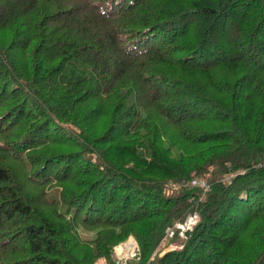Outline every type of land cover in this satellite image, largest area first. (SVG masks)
<instances>
[{
	"label": "trees",
	"instance_id": "obj_1",
	"mask_svg": "<svg viewBox=\"0 0 264 264\" xmlns=\"http://www.w3.org/2000/svg\"><path fill=\"white\" fill-rule=\"evenodd\" d=\"M99 257L264 264V0H0V264Z\"/></svg>",
	"mask_w": 264,
	"mask_h": 264
},
{
	"label": "rangeland",
	"instance_id": "obj_2",
	"mask_svg": "<svg viewBox=\"0 0 264 264\" xmlns=\"http://www.w3.org/2000/svg\"><path fill=\"white\" fill-rule=\"evenodd\" d=\"M176 223H178V222H176ZM179 223H183V221L179 222ZM173 225H175V224H173ZM169 228L172 229V232H173V227H168L166 229V234H165L164 240L161 242V245H164L163 250H167V249L174 248V247H179V242L177 239L168 240V238L171 236V234L169 233ZM177 232H178V234H180L179 228L177 229ZM129 240L132 241V243H130ZM128 242L130 244H132V246H129ZM135 246H136V241H135L134 237L129 235L125 241H122V242L115 244L113 246V254L115 255V257L124 260L126 257L131 256L135 253L136 248H137V246L136 247ZM93 264H107V263H106L105 258L99 257L95 260V262Z\"/></svg>",
	"mask_w": 264,
	"mask_h": 264
},
{
	"label": "built area",
	"instance_id": "obj_3",
	"mask_svg": "<svg viewBox=\"0 0 264 264\" xmlns=\"http://www.w3.org/2000/svg\"><path fill=\"white\" fill-rule=\"evenodd\" d=\"M231 174H228L225 178L229 179V176ZM190 184L192 185H197L200 186L202 188L203 191H206L208 189V184L205 182V180L201 179V178H192L190 180ZM197 214L195 212L189 214L185 220L183 221V223H175V227L179 228V233L180 235H183V231L185 229H188L192 226V224H194L197 221ZM169 233L172 234V229L169 228Z\"/></svg>",
	"mask_w": 264,
	"mask_h": 264
},
{
	"label": "bare ground",
	"instance_id": "obj_4",
	"mask_svg": "<svg viewBox=\"0 0 264 264\" xmlns=\"http://www.w3.org/2000/svg\"><path fill=\"white\" fill-rule=\"evenodd\" d=\"M130 241V240H129ZM129 243V242H128ZM130 243H132V241H130ZM129 243V246H132V244ZM134 244V243H133ZM127 246V245H126ZM128 247V246H127ZM128 249V248H127Z\"/></svg>",
	"mask_w": 264,
	"mask_h": 264
},
{
	"label": "water",
	"instance_id": "obj_5",
	"mask_svg": "<svg viewBox=\"0 0 264 264\" xmlns=\"http://www.w3.org/2000/svg\"><path fill=\"white\" fill-rule=\"evenodd\" d=\"M136 247V246H135Z\"/></svg>",
	"mask_w": 264,
	"mask_h": 264
}]
</instances>
